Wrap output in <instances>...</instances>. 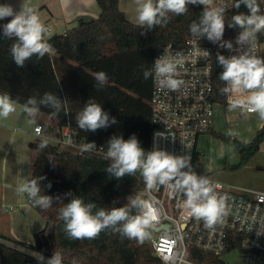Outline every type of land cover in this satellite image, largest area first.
<instances>
[{
	"label": "trees",
	"instance_id": "obj_1",
	"mask_svg": "<svg viewBox=\"0 0 264 264\" xmlns=\"http://www.w3.org/2000/svg\"><path fill=\"white\" fill-rule=\"evenodd\" d=\"M258 3L261 14H264V0H258ZM97 4L101 9L98 19L80 20L77 27L52 40L44 37L54 51L43 58L33 56L24 67L14 63L10 53L14 40L2 38L0 28V93H8L19 105H23L29 97L39 100L45 92L57 94L64 102V109L58 116H51L50 108H40L41 115L54 119V124H41L46 137L55 138V128L69 126L77 131L80 142H94L95 148L106 152L111 137L122 136L127 140L134 134L141 147L148 152L153 132L152 109L148 104L152 95V77L144 79L143 71L153 68L156 56L166 45L184 50L187 41L199 39L192 36L189 26L199 20L203 6L189 5L186 14H169L167 24L148 30L127 20L119 8V0H97ZM239 12L246 13L247 9L243 5L240 9L233 6L225 12V41H230L233 34L240 30L227 26L231 17ZM8 19L0 20V26ZM258 34L262 42L263 32ZM200 40L213 49L214 100L226 106V94L221 92L225 84L219 79L223 68L218 64L217 55L228 57V49L213 44L206 37ZM99 71H104L109 77L103 88L96 87L94 76ZM90 98L101 104L110 117L116 118L117 123L95 132L79 129L76 115ZM209 134L229 141L226 134ZM43 140L46 139H37L33 144L29 179L44 177L40 181L41 194L54 197V202L48 209L34 206L31 202L35 211L51 225V231L47 235H37L39 242L35 246L23 243L24 246L48 258L59 252L63 264H163L151 253L146 238L143 242L130 240L111 229L102 231L94 239L73 240L67 237L59 210L72 196L95 203L97 209L120 207L130 197L139 196L145 183L139 173L125 175L119 180L109 175L105 169L110 161L102 154L81 153L49 141L44 148H40ZM233 143L239 162L231 168L237 170L246 166L261 150L264 125L251 142L234 139ZM199 157L200 154H197L195 160ZM50 159L54 161L52 165L49 164ZM49 183L52 185L50 189L47 187ZM56 197L60 199L55 200ZM0 255V264H35L34 259L22 258L2 246ZM190 257L198 264H224L222 259L200 251H192Z\"/></svg>",
	"mask_w": 264,
	"mask_h": 264
},
{
	"label": "clouds",
	"instance_id": "obj_2",
	"mask_svg": "<svg viewBox=\"0 0 264 264\" xmlns=\"http://www.w3.org/2000/svg\"><path fill=\"white\" fill-rule=\"evenodd\" d=\"M189 5L203 6L199 20L193 21L189 26L192 36L199 39L206 37L213 44L232 50L233 43L223 39L226 9L215 6V0H134L135 15L130 19L137 25L151 30L167 24L169 14H186ZM241 5L247 12L233 15L227 26L241 30L236 44L247 46V50L229 57L217 55L218 64L223 68L219 79L225 84L221 92L243 97L236 99L230 107H243L249 113H257L264 121V57L251 54L249 47L255 35L264 32V14H261L258 0H235V9H240ZM5 19H8V22L0 26L2 38L14 40L10 53L16 66L24 67L26 61L33 56L43 58L54 51L52 44L44 39L48 32L47 27L27 0L18 11L11 4H0V20ZM182 66V60L178 56L171 59L160 56L154 61L152 69L143 71V76L146 80L152 77L160 90L178 91L184 84V81L178 78L179 68ZM94 78L97 88H103L109 79L104 71L96 72ZM41 106L50 108V115L55 117L64 109V102L57 94L45 92L39 100L29 97L19 109L28 119V123L35 124ZM17 107L18 101L6 92L0 93V120H7L17 112ZM76 123L83 131L95 132L116 124L117 120L110 117L101 104L90 98L77 113ZM40 131L37 127L36 132ZM227 135L231 136L233 133L229 130ZM46 145L47 140H43L39 147L44 148ZM95 147L96 144L90 142L82 145L81 150L88 152ZM104 158L110 161L105 171L118 180L125 175L135 176L139 173L148 190L166 186L172 193L182 194L185 197L182 207L187 215L203 220L207 228L221 223L227 214L225 197L218 196L208 178L198 176L192 170L189 155H173L158 147L145 152L133 134L127 140L122 136L111 137ZM43 179L44 177L24 179L16 191L21 196L26 194L34 206L48 209L52 206L54 197L41 194L40 181ZM51 186V183L47 185L49 189ZM59 216L64 222V231L69 239H94L102 231L111 229L125 238L143 242L149 234L148 229L158 221L159 213L151 199L139 196L130 197L128 202L120 207L98 209L95 203L72 196L70 201L60 208ZM33 256L40 264H63V257L59 252H54L46 261L41 253H35Z\"/></svg>",
	"mask_w": 264,
	"mask_h": 264
},
{
	"label": "built area",
	"instance_id": "obj_3",
	"mask_svg": "<svg viewBox=\"0 0 264 264\" xmlns=\"http://www.w3.org/2000/svg\"><path fill=\"white\" fill-rule=\"evenodd\" d=\"M234 4L235 0H215V6H222L226 11ZM240 31H236L230 39L233 49L228 50V57L247 50V46L236 44ZM249 47L251 54L263 57L258 33ZM160 56L170 59L178 56L182 60L183 66L179 68L178 78L184 84L178 91L160 90L152 78L149 104L152 109L153 132L150 151L158 147L173 155H189L192 170L198 176L208 178L218 196L225 197L227 214L221 223L207 228L203 220L187 215L182 207L185 199L182 194L172 193L166 186L148 190L144 185L139 197L151 199L159 213L158 221L148 229L151 231V237L147 239L151 253L163 264H198L190 257L192 251H200L221 259L227 252L238 249L242 264H264V191L230 188L212 176L199 174L196 170L199 137L213 129L215 110L223 106L214 100L213 49L209 44L195 38L187 41L184 50L166 45L155 60ZM242 98L226 94L225 107H230L236 99ZM234 109L247 115L257 114L249 113L243 107ZM37 127L41 129L39 133L36 132ZM55 133L56 144L61 148L84 152L81 150L84 143L78 140L77 131L67 126L57 127ZM157 133L162 135L157 136ZM33 134L37 139L44 138L42 125H35ZM262 146L264 150V143ZM89 152L105 154L103 149L97 148ZM53 163V159H50L49 164ZM28 205L32 206L30 199ZM19 207L21 205L15 207L1 204L0 213L9 214ZM159 227L163 228L156 232ZM0 246L14 251L22 258L30 257L35 262L38 261L33 255L39 252L24 246L17 239L0 236ZM44 257L46 261L48 257Z\"/></svg>",
	"mask_w": 264,
	"mask_h": 264
},
{
	"label": "crops",
	"instance_id": "obj_4",
	"mask_svg": "<svg viewBox=\"0 0 264 264\" xmlns=\"http://www.w3.org/2000/svg\"><path fill=\"white\" fill-rule=\"evenodd\" d=\"M27 2L36 10L41 22L47 27V29H50V31L47 32L49 33V38H52L55 35L58 36L64 34L67 30L77 27L80 20H96L101 15V9L97 4V0H27ZM5 3L11 4L18 11L21 5L25 3V0H0V4ZM119 8L126 15L129 22L137 25L130 19V17L135 15L134 0H119ZM261 54L264 57V32L263 40L261 42ZM18 106L20 105L18 104ZM220 107L225 108V106ZM255 115L257 114L249 115V117L252 119L258 118V120H260L257 123L259 130L264 125V121ZM42 123L54 124V119L39 114L36 123L30 124V126L34 128L35 125H41ZM215 123L216 122L214 121V125ZM0 126L3 127L4 125L0 123ZM19 129H22V127L18 126V128H13V133L9 139H7L6 133H0V205L6 204L13 205L15 207L21 205V207L17 208L12 213L6 214L7 220L11 224H14L16 215H21L26 221H30V229L28 232H21L14 226L9 227L8 229L0 227V236L8 239H17L22 243L29 245H36L37 235L41 233H49L50 230L48 231V228L50 224H47V222L39 215L36 216L37 212L35 209L32 206L31 208L28 207L29 205L24 202L23 196L19 195L16 191L18 185L21 184L24 179H29L32 147L35 141H37V138L33 134V129L32 132L26 133V136H22V138L17 139L15 135L18 134L17 132ZM211 131L209 133H218L215 131V126H213ZM44 139L56 144V137L52 138L44 136ZM197 149L200 154L199 159L196 160V170L198 172V165L204 154L200 151L198 144ZM262 152L264 155V150ZM254 157L243 168L249 167L250 162L254 159ZM26 168H28V172H26ZM203 175L212 176L210 172H204ZM220 182L230 188L264 191V182L254 185L253 188L242 187L238 180L233 179L227 182Z\"/></svg>",
	"mask_w": 264,
	"mask_h": 264
},
{
	"label": "rangeland",
	"instance_id": "obj_5",
	"mask_svg": "<svg viewBox=\"0 0 264 264\" xmlns=\"http://www.w3.org/2000/svg\"><path fill=\"white\" fill-rule=\"evenodd\" d=\"M49 33L45 34V38ZM259 117V115H255ZM258 118L252 119L244 112L235 110L230 107H217L215 119V131L220 134H226L229 130L233 135L229 136V141L218 138L214 134H204L199 138L198 147L203 152V158L199 162L198 172H210V174L219 181L227 182L238 180L242 187L253 188L254 185L264 182V155L263 147L261 151L250 162V166L240 170H234L231 167L239 162V154L233 143L234 139L241 142H251L258 130ZM4 126H0V133H6L7 139L13 133V128L21 126L15 135L17 139L26 136V133L32 132L33 127L28 123V119L20 112L19 106L17 112L12 114L7 120H0ZM28 172V168H26ZM25 178V177H24ZM24 202L28 205L29 198L25 194ZM28 207L31 208L29 205ZM16 215V214H15ZM39 214L37 213L36 216ZM40 216V215H39ZM41 217V216H40ZM14 226L18 231L28 232L30 229V221H26L21 215H16L14 224H11L6 217V213H0V227L8 229ZM51 231V225L48 231ZM50 233V232H49ZM46 233L45 235L49 234ZM148 243V242H147ZM150 249V248H149ZM224 264H242L243 260L238 249L231 250L224 254L221 258Z\"/></svg>",
	"mask_w": 264,
	"mask_h": 264
},
{
	"label": "water",
	"instance_id": "obj_6",
	"mask_svg": "<svg viewBox=\"0 0 264 264\" xmlns=\"http://www.w3.org/2000/svg\"><path fill=\"white\" fill-rule=\"evenodd\" d=\"M226 9V8H225ZM57 36L55 35L54 37H52L50 40L56 38ZM163 227H159L158 229H156V232L160 231ZM148 236L146 237V239H149L151 237V231L148 230ZM37 242H39V238H37ZM35 264H40V262L36 261Z\"/></svg>",
	"mask_w": 264,
	"mask_h": 264
}]
</instances>
